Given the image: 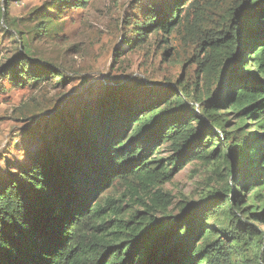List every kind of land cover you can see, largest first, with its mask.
Returning <instances> with one entry per match:
<instances>
[{
  "label": "trees",
  "instance_id": "1",
  "mask_svg": "<svg viewBox=\"0 0 264 264\" xmlns=\"http://www.w3.org/2000/svg\"><path fill=\"white\" fill-rule=\"evenodd\" d=\"M195 2L151 1L142 8L139 34H171ZM201 50L193 92L180 88V81L162 88L156 101L160 87L144 101V95L130 94L126 83H114L100 95L83 98L74 125L47 126L40 139L44 145L35 143L19 178L0 183V264H226L239 239L231 230L208 229L218 210L264 261V231L251 222L237 224L235 211L247 203L242 189L264 184V132L244 141L242 124L228 130L225 118L230 112L242 120L258 117L264 130V0H235L221 29L204 40ZM252 60L256 71H246ZM67 71L32 57L24 46L2 65L0 75L11 73L20 86L55 75L66 82ZM162 103H168L166 110L145 115ZM165 145L171 155L157 159ZM234 146L244 148L246 161L230 175L227 193L183 207L180 215L169 214L172 199L160 186L192 161L229 160ZM117 184L137 195L145 211L119 219L121 205L104 200ZM140 189L149 192V200ZM158 211L163 217L154 216ZM249 214L264 220V209Z\"/></svg>",
  "mask_w": 264,
  "mask_h": 264
},
{
  "label": "rangeland",
  "instance_id": "2",
  "mask_svg": "<svg viewBox=\"0 0 264 264\" xmlns=\"http://www.w3.org/2000/svg\"><path fill=\"white\" fill-rule=\"evenodd\" d=\"M151 1L0 0V69L24 46L31 50L32 57L68 69L66 82L55 75L38 84L29 81L19 86L11 80V73L0 75V183L19 178L20 171L30 162L35 143L44 145L40 139L47 132V126L53 129L62 127L63 123L74 125L81 116V101L90 94L95 97L114 83H126L127 91L144 95V101L151 99V92L160 87L156 89V101L161 97L162 88L168 84L179 85L180 81V88L186 86L193 92V82L198 80L196 63L204 56L201 50L204 40L221 29L225 13L235 0H196L187 14L184 12V22L171 34L154 31L140 35L145 19L142 8L148 7ZM7 30L9 34L5 37ZM256 69L253 60L245 68L254 72ZM218 86V82L213 84L214 91ZM167 108L168 103H162L145 115ZM227 111L230 110L223 112ZM225 118L229 121L228 130L242 124L244 141L250 142L251 137L264 132L258 117L242 120L230 112ZM243 150L234 146L228 153L229 160L192 161L172 180L162 184L161 189L172 199L168 213L180 215L183 207L193 206L211 195L227 193L232 181L230 175L245 167ZM169 155L171 151L165 145L156 158ZM138 192L149 200V192L143 189ZM242 195L247 203L241 210L235 202L239 216L236 223L251 222L264 231V220H256L249 214L264 209V184H249L242 189ZM136 196L124 185L117 184L105 193L104 200L115 199L121 205L118 218L127 220L137 211H145ZM154 216L161 218L163 213L154 212ZM208 223V229L226 233L231 230L239 239L231 262L226 264H264L259 262L253 247L236 234L222 210Z\"/></svg>",
  "mask_w": 264,
  "mask_h": 264
}]
</instances>
